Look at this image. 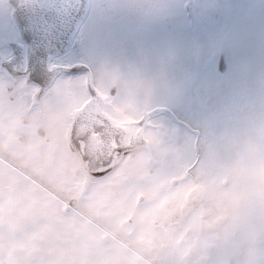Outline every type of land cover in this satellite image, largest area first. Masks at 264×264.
I'll use <instances>...</instances> for the list:
<instances>
[{"label": "rangeland", "instance_id": "1", "mask_svg": "<svg viewBox=\"0 0 264 264\" xmlns=\"http://www.w3.org/2000/svg\"><path fill=\"white\" fill-rule=\"evenodd\" d=\"M13 6L0 0V58L8 40L23 52L20 69L0 62V132L20 146L0 149V264H264V189L226 179L264 141V0H87L49 68L88 66L102 111L140 139L99 170L73 141L89 88L65 83L87 73L27 74ZM99 142L91 163L111 152Z\"/></svg>", "mask_w": 264, "mask_h": 264}, {"label": "bare ground", "instance_id": "2", "mask_svg": "<svg viewBox=\"0 0 264 264\" xmlns=\"http://www.w3.org/2000/svg\"><path fill=\"white\" fill-rule=\"evenodd\" d=\"M10 1L15 6L16 20L19 25V29L21 30L22 35L28 45L26 55L28 58L26 73L29 74L34 80L36 79L43 87H46L50 80L54 76L56 77L59 73H74L68 71V67L57 66L50 69L49 63L50 59L52 60L56 54L63 53L70 47L71 40L78 28V24L80 23L81 19H84L83 17L85 16V11L87 8V0ZM75 22H77L76 27H74ZM44 39L48 40L46 41L45 45L41 46L42 44L40 41ZM14 43V40H8L7 42V44L14 45V57L10 60H4L0 58V62L12 70L21 68L20 60L23 58V52L20 48V45H16ZM1 47L2 46H0V50ZM88 88L90 91V84H88ZM103 101L104 98L96 90L92 93L90 101L74 114V118L78 120H73V141L76 146L80 148L84 158L93 170L106 169L112 163L113 157L116 153L134 147V144L140 140L139 138L137 140L136 137H132V141L130 142L134 144L128 145V142L126 143V130L124 127L115 124L114 121L102 111L101 105ZM162 110L168 109L161 108L154 111L152 114H157ZM88 111H92L90 112L91 115L88 116L89 118L87 117ZM152 114H148L143 119L141 123L142 128L147 118ZM86 117L87 119H85ZM110 120L113 121V126L111 125ZM82 121L83 123L85 121L86 124L81 125L83 124ZM77 132L79 133L78 135H76ZM142 133L143 129H141L139 135L142 136ZM81 135H84V138H80ZM91 139L93 141L100 140L99 143L101 145L100 147L102 152H104L105 148V152H107V150L108 152L111 151L106 160L97 159L95 161L94 158L96 154L92 151L94 155V161L91 163L89 159L90 155L87 152L88 144H86V142H90ZM106 139H108V144L110 146L105 145ZM113 140H115V143L118 145H115L112 142ZM103 145H105V147H102ZM107 146L110 147V150Z\"/></svg>", "mask_w": 264, "mask_h": 264}, {"label": "clouds", "instance_id": "3", "mask_svg": "<svg viewBox=\"0 0 264 264\" xmlns=\"http://www.w3.org/2000/svg\"><path fill=\"white\" fill-rule=\"evenodd\" d=\"M239 189H264V141L259 138L250 148L237 153L231 162V171L226 177ZM256 246L264 241V227L257 225Z\"/></svg>", "mask_w": 264, "mask_h": 264}, {"label": "snow or ice", "instance_id": "4", "mask_svg": "<svg viewBox=\"0 0 264 264\" xmlns=\"http://www.w3.org/2000/svg\"><path fill=\"white\" fill-rule=\"evenodd\" d=\"M68 82L79 83V84L86 86V88L88 87V78H80V79H76V80L67 79L65 81V83H68ZM95 91H96V88L91 87V90L88 91V95H92V93ZM0 149H7V150H10L12 152H16V151L20 150V146L14 145V144H8L4 138L3 132H0Z\"/></svg>", "mask_w": 264, "mask_h": 264}, {"label": "water", "instance_id": "5", "mask_svg": "<svg viewBox=\"0 0 264 264\" xmlns=\"http://www.w3.org/2000/svg\"><path fill=\"white\" fill-rule=\"evenodd\" d=\"M85 13H86V11H85ZM83 18H84V17H83ZM82 20H83V19H81L80 23L82 22ZM76 23H77V22L74 23V27H76ZM80 23L78 24V26L80 25ZM74 27H73V28H74ZM68 71H70V72L85 71V72L87 73V75H88V81H89V84L91 85V87H94L93 82H92L91 71H90V69H89L88 66H86V65H77V66H74V67L69 68ZM162 112L167 113L169 116H171V117H172L174 120H176L177 122H181V123H183L180 119H178V118L176 117V115H175L172 111H169V110H162ZM110 123H111L112 126L114 125V123H113L112 120H110Z\"/></svg>", "mask_w": 264, "mask_h": 264}]
</instances>
